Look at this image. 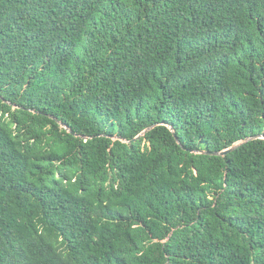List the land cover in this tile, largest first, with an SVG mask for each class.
<instances>
[{
	"label": "trees",
	"instance_id": "1",
	"mask_svg": "<svg viewBox=\"0 0 264 264\" xmlns=\"http://www.w3.org/2000/svg\"><path fill=\"white\" fill-rule=\"evenodd\" d=\"M0 264H264V0H0Z\"/></svg>",
	"mask_w": 264,
	"mask_h": 264
},
{
	"label": "water",
	"instance_id": "2",
	"mask_svg": "<svg viewBox=\"0 0 264 264\" xmlns=\"http://www.w3.org/2000/svg\"><path fill=\"white\" fill-rule=\"evenodd\" d=\"M65 125V124H63ZM67 127V125H65ZM152 126H150L148 129H150ZM70 130V128H68ZM147 129V130H148ZM145 131H143L141 134H144ZM176 138H177V141L180 142L179 138L177 137V135H175ZM116 138H122L123 140L127 141V139L125 137H121V136H115ZM257 137H263V135H255V136H249L245 139H241L239 141H236L233 145H231L230 147L226 148V149H223V150H218V151H205V152H208V153H212V154H217V155H225L233 150H235L236 148H238L241 144H243L244 142L250 140V139H253V138H257Z\"/></svg>",
	"mask_w": 264,
	"mask_h": 264
}]
</instances>
